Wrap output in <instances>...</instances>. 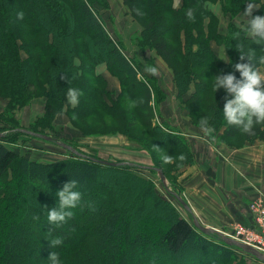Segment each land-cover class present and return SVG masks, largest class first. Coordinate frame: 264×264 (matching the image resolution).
I'll return each instance as SVG.
<instances>
[{"label":"trees","instance_id":"1","mask_svg":"<svg viewBox=\"0 0 264 264\" xmlns=\"http://www.w3.org/2000/svg\"><path fill=\"white\" fill-rule=\"evenodd\" d=\"M103 1L0 0V31L5 30L4 37L0 35V87L13 89L18 77L38 66V58L30 54L35 45L29 39L33 33H38L43 49L53 51L50 66L46 68V83L51 88L58 84L59 100L64 97L67 85L75 79L82 81L87 71L79 69L82 57L81 63H76L78 48L86 57L92 56L94 80L105 81L103 74L96 70L104 63L106 71L129 82L133 98H141L142 104L147 105L152 99V84L138 78V62L110 34L95 6V3L103 5ZM217 1L222 5L223 14H228L230 19L246 6L244 0H182L179 6L174 5V0H122L131 16L142 25L140 35L145 43L172 68L178 91L187 90L194 81L193 93L188 97L190 105L193 102L206 104L215 96L207 109L212 112L209 121L214 129H223L221 138L234 137L241 131L246 140L264 141V122L254 125L251 132L229 125L219 109L223 107V89L215 94L210 90L212 75L217 72L233 71L239 76L232 66L240 59L238 50L226 49L230 64L218 56L216 46H224L230 31L240 26L230 22L226 33L219 32V18L207 5ZM189 7L196 10L194 21L185 16ZM254 14H264V8H258ZM74 38L81 39L82 43H75ZM249 41L250 37H244L245 43ZM249 46L257 51L264 47L255 41ZM179 68H184L182 76ZM202 68H206L204 73L208 81L203 82L194 71ZM13 91L16 100H20L22 93ZM215 100L219 108L215 107ZM220 111L222 117L216 115ZM170 149L175 151L173 146ZM86 156L58 162L29 160L18 157L5 145L3 135L0 136V178L10 167L15 168L13 181H5L0 193V264H48L52 250L60 253L64 264H219L223 260L237 259L235 250L241 249L227 244L216 233L207 234L197 229L158 193L150 180L134 173L136 167L108 166L110 172L124 174V178H113L103 172L102 164ZM71 178L80 181L81 204L74 210L73 217L58 226L51 225L43 206L53 207L56 191ZM31 185L44 187L39 205H29L28 199L36 196ZM17 192L22 194L19 204ZM89 196H93L94 201L90 202ZM133 197L138 203L132 202ZM163 205L170 213L161 237L153 238L152 243L150 237H141L135 227L130 229L128 239L122 236L123 245L117 242L119 233L125 231L126 211L147 210L152 214L154 208ZM57 235L63 237V243L51 248L49 240Z\"/></svg>","mask_w":264,"mask_h":264},{"label":"rangeland","instance_id":"2","mask_svg":"<svg viewBox=\"0 0 264 264\" xmlns=\"http://www.w3.org/2000/svg\"><path fill=\"white\" fill-rule=\"evenodd\" d=\"M103 3H95V6L110 34L138 62V78L152 84L150 102L145 105L141 98H133L129 82L108 71L101 72L105 81L94 80L92 56L89 54L86 57L78 48L75 51L76 63L80 64L82 57L83 63L79 69L87 71L82 81L75 79L67 86L82 91L79 103L73 105L68 99L69 87L62 100H59L58 84L51 88L46 83V68L50 66L53 51H45L41 34L33 33L29 39L35 48L30 50V54L38 58V66L27 75L18 77L13 89L0 87V132L5 145L18 157L29 160L58 162L82 158L55 142L16 129L24 128L55 136L84 154L109 161L132 162L137 170L134 173L150 180L158 193L166 197L189 222H193L194 211L202 224L214 223L229 236L238 237L264 251V214L254 212L257 205L264 207V141L246 140L241 131L234 137L221 138L222 128L214 131L212 135L216 139L211 140L209 134L200 127L199 120L203 116L211 117L212 112L207 106L214 99L209 98L206 104L193 102L190 105L188 97L193 93L194 81L187 90L178 91L172 68L145 43L140 35L142 25L131 16L122 0H104ZM0 35L4 37L5 30H1ZM74 41L82 43L79 38H74ZM21 54L24 56L25 52ZM103 65H98L96 70H102ZM150 66H155L157 73L146 71ZM260 66L261 71H264V64ZM182 69L179 68L180 76ZM194 71L203 82L208 81L204 73L206 68ZM11 90L22 93L20 100H16ZM216 115L222 117V112H216ZM8 133L11 134L4 136ZM171 146L175 151L170 149ZM165 155H171L172 160H164ZM210 164L215 171L220 172L218 177H214L216 181L193 179L196 172H189L190 167L201 165L208 171ZM144 166L161 167L165 182L158 171ZM102 167L107 175L124 178L122 173L110 172L107 165ZM14 174L15 168L12 166L0 178V193L5 181H13ZM204 185L208 186L209 192H205L208 194L204 197L209 203L200 195L204 193ZM43 188L31 185V191L36 196L32 200L28 199L29 205H39L44 195ZM168 189L178 193L192 211L186 210ZM16 199L18 204L22 203L20 192H17ZM88 200L92 202L94 197L89 196ZM132 202L136 204L135 197ZM236 205L243 211L244 218L236 214ZM164 207L154 208L152 214L147 210L140 213L126 211L125 231L119 233L117 242L123 245L122 236L128 239L130 229L138 228L141 237H150L153 243V238L161 237L170 213ZM235 253L236 260H223L219 264H264L242 250H235Z\"/></svg>","mask_w":264,"mask_h":264},{"label":"clouds","instance_id":"3","mask_svg":"<svg viewBox=\"0 0 264 264\" xmlns=\"http://www.w3.org/2000/svg\"><path fill=\"white\" fill-rule=\"evenodd\" d=\"M246 7L243 11L245 19L239 28L230 31L228 39L223 46L221 59L232 64L231 59L225 55V50L234 47L239 52V61L232 64L239 76L233 71H220L212 76L211 88L215 94L217 90L223 89L225 95L223 97V107H215L223 112V116L229 125H235L244 132H251L254 125L264 122V71H261L260 65L264 64V47L259 51L249 46L251 41H255L260 45H264V14H253L256 8H264V0H244ZM23 15V13H19ZM185 16L189 21L196 18V10L187 8ZM246 34V35H245ZM244 37H250L251 41L244 42ZM235 41L232 44L231 41ZM259 52V54H258ZM149 73L155 74L158 69L155 66L146 68ZM66 79V77H63ZM82 91L76 87H69L67 96L70 102L75 105L79 103ZM215 99V96H214ZM200 127L209 134L211 140L216 137L212 135L215 131L214 127L207 116H203L199 120ZM164 160H172L171 155H165ZM183 159V156H181ZM80 181L71 178L55 193L57 197L55 205L51 208L46 206V220L51 225H60L67 219L74 216V210L81 204L83 192L78 185ZM51 248L63 243L62 236H54L49 240ZM48 264H64V261L58 251L52 250L47 258Z\"/></svg>","mask_w":264,"mask_h":264},{"label":"water","instance_id":"4","mask_svg":"<svg viewBox=\"0 0 264 264\" xmlns=\"http://www.w3.org/2000/svg\"><path fill=\"white\" fill-rule=\"evenodd\" d=\"M19 129V131L21 132H25V133H30L35 135L36 137H40L43 138L45 140L48 141H52L55 142L56 144H58L59 146L71 151L72 153L78 155V156H86V154L78 151L75 147H73L70 144H67L61 140H59L58 138H56L55 136H51V135H47L44 133H38V132H33L30 131L29 129H24V128H16ZM14 130V129H13ZM2 135V132H0V136ZM88 157V156H86ZM90 160L102 164V165H107V166H120V165H133L134 163L132 162H128V161H109L106 159H101L98 157H94V156H89L88 157ZM143 168H149V169H153L159 172L160 174V178L163 182H165V176H164V172L162 171L161 168L159 167H153V166H144ZM169 190V189H168ZM170 191V190H169ZM173 195L176 197V199L181 203V205L188 211H192L189 204L176 192H173ZM192 218H193V224L194 226L199 229L200 231L207 233V234H212V233H216L219 235V237L226 242L229 245H234L236 247H238L239 249L243 250L244 252L249 253L250 255L254 256L255 258H257L258 260L264 262V253H262L261 251L257 250L256 248H254L253 246L247 244V243H243L235 238H232L228 235H226L223 231H220L218 229H214L208 226L203 225L199 219L192 213Z\"/></svg>","mask_w":264,"mask_h":264},{"label":"crops","instance_id":"5","mask_svg":"<svg viewBox=\"0 0 264 264\" xmlns=\"http://www.w3.org/2000/svg\"><path fill=\"white\" fill-rule=\"evenodd\" d=\"M181 3H182V0H174V5L175 6L181 5ZM207 5L210 8V10L219 18L218 30L221 33H226L227 32V27H228V24L230 22L233 23L234 25L241 26L243 23H245V19L248 18V17H243V11H244V8L246 6L244 8H242V10H240V12L237 13L232 19H230L228 14L227 15L223 14L222 5H221V3L219 1H217V2H208ZM256 9L253 10V14L256 11ZM216 50H217L218 56L221 58L222 52H223V44L216 46ZM225 55L228 56L227 53H226V50H225ZM103 66L104 67H103L102 70L97 69V71L100 72V73L101 72H105L106 71V67H105V65H103ZM260 68H261V66H260ZM190 171H191V173H195L196 172L193 175V179H196V181H199L200 179H203L204 181L205 180L209 181V179H211V181H216L214 177H218L220 175V172L215 171V169H214L212 164L209 165L208 171H206L204 169V167H202L201 165H197V166H194L192 168L190 167L189 168V172ZM208 172H210V173H208ZM202 187L206 191L204 190V193H200V195L204 197L205 194H208V193H205V192H209V191H208V186L204 185ZM204 198H205V202L209 203L207 198L206 197H204ZM234 210L236 211L237 215L239 214L240 218H244L242 216V215H244V213H242L243 211L240 210L239 206H237V205L234 206ZM192 213L199 219V216H198V214L196 212L193 211ZM204 225L208 226V227H211V228H214V229L220 230L214 223L208 222L207 224H204ZM255 259H257V258H255ZM258 261H260V260H258ZM260 262H262V261H260ZM262 263H264V262H262Z\"/></svg>","mask_w":264,"mask_h":264},{"label":"built area","instance_id":"6","mask_svg":"<svg viewBox=\"0 0 264 264\" xmlns=\"http://www.w3.org/2000/svg\"><path fill=\"white\" fill-rule=\"evenodd\" d=\"M254 212H256L257 214H260V213H263L264 214V207L262 206V205H257L255 208H254ZM258 231V230H257ZM259 233H260V231H258ZM263 232H261V234H262ZM227 234V233H226ZM227 235H229V234H227ZM264 235V234H263ZM230 236H232V235H230ZM232 237H234V238H236V239H238L239 241H241V242H243V243H247V244H249V245H251V246H253L254 248H256L257 250H259V251H261L262 253H264V251L259 247H257V246H254V245H252V244H250L249 242H247V241H243L242 239H240V238H238V237H235V236H232Z\"/></svg>","mask_w":264,"mask_h":264},{"label":"bare ground","instance_id":"7","mask_svg":"<svg viewBox=\"0 0 264 264\" xmlns=\"http://www.w3.org/2000/svg\"><path fill=\"white\" fill-rule=\"evenodd\" d=\"M200 221V220H199ZM204 225V224H203ZM226 234V233H225ZM227 235V234H226ZM229 236V235H228ZM230 237H232V236H230ZM232 238H234V237H232ZM236 239V238H235ZM238 240V239H237Z\"/></svg>","mask_w":264,"mask_h":264}]
</instances>
